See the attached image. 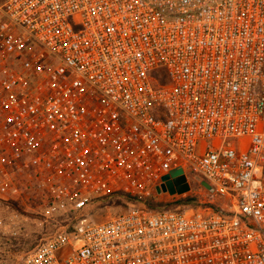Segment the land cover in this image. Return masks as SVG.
Segmentation results:
<instances>
[{
  "label": "built area",
  "instance_id": "obj_1",
  "mask_svg": "<svg viewBox=\"0 0 264 264\" xmlns=\"http://www.w3.org/2000/svg\"><path fill=\"white\" fill-rule=\"evenodd\" d=\"M20 176L66 223L9 262ZM0 264H264V0H0Z\"/></svg>",
  "mask_w": 264,
  "mask_h": 264
},
{
  "label": "rangeland",
  "instance_id": "obj_2",
  "mask_svg": "<svg viewBox=\"0 0 264 264\" xmlns=\"http://www.w3.org/2000/svg\"><path fill=\"white\" fill-rule=\"evenodd\" d=\"M18 190L10 188L8 198L9 210H6L5 216L7 224L12 225L15 235L9 236L1 248L3 253L1 256L7 261H17L23 258L31 250H33L42 240L54 233L59 226L65 224L63 217H59L55 213H46V208L37 193L33 189H26V182L20 178L18 179ZM192 196L195 201L190 207L197 208L199 206L207 207L210 202L214 206L223 204V200L210 195L204 188L195 186ZM160 200H167L166 197L159 198ZM158 199V200H159ZM200 201L202 203H200ZM120 203H109L107 205L97 206L93 210L92 217L95 221H104L108 217L120 214L127 210L128 205L125 200L118 199ZM91 210V213H92ZM47 215V216H45ZM15 217L14 221L10 218Z\"/></svg>",
  "mask_w": 264,
  "mask_h": 264
},
{
  "label": "water",
  "instance_id": "obj_3",
  "mask_svg": "<svg viewBox=\"0 0 264 264\" xmlns=\"http://www.w3.org/2000/svg\"><path fill=\"white\" fill-rule=\"evenodd\" d=\"M172 175L176 177L175 180L166 185L157 187L158 194L167 193L169 191V193L173 195L175 193L183 194L189 191V186L186 183L185 177L182 176L181 170L173 171ZM202 187L211 193L214 192V189L207 182H202Z\"/></svg>",
  "mask_w": 264,
  "mask_h": 264
},
{
  "label": "trees",
  "instance_id": "obj_4",
  "mask_svg": "<svg viewBox=\"0 0 264 264\" xmlns=\"http://www.w3.org/2000/svg\"><path fill=\"white\" fill-rule=\"evenodd\" d=\"M195 201H197V199L194 196L190 195L186 199L177 201L175 203H167V202L160 201V200L157 201L155 199L154 200L148 199L146 201V204H147L148 208L151 210H161V209L174 208L178 205L191 206ZM117 203H120V202L117 201Z\"/></svg>",
  "mask_w": 264,
  "mask_h": 264
}]
</instances>
